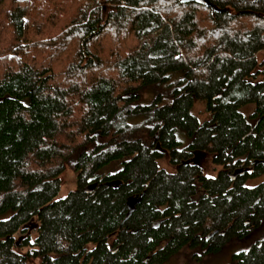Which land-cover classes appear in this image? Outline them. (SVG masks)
Returning a JSON list of instances; mask_svg holds the SVG:
<instances>
[{"label": "trees", "instance_id": "obj_1", "mask_svg": "<svg viewBox=\"0 0 264 264\" xmlns=\"http://www.w3.org/2000/svg\"><path fill=\"white\" fill-rule=\"evenodd\" d=\"M262 50L264 0H0V264H172L257 228ZM232 259L264 264V236Z\"/></svg>", "mask_w": 264, "mask_h": 264}, {"label": "rangeland", "instance_id": "obj_2", "mask_svg": "<svg viewBox=\"0 0 264 264\" xmlns=\"http://www.w3.org/2000/svg\"><path fill=\"white\" fill-rule=\"evenodd\" d=\"M257 59L259 62L258 67L261 72L264 73V51H260L257 54ZM147 97L149 93H144ZM244 108V107H243ZM252 110V105L245 109V112ZM191 112L197 117L201 122L209 117L208 111L205 109V103L202 100H196L191 108ZM192 161L202 167L204 173L209 176H213L217 172V166L212 162V154L203 150H196L193 152ZM160 166L166 168L169 171H173L175 166L168 161L167 154H165L161 159L158 160ZM216 166V168H215ZM119 167V161L115 160L103 167V172L112 171ZM60 189L56 195V198L65 197L68 192L75 188L76 186V173L70 168H66L60 174ZM261 180H264V173L250 178L248 184H255ZM36 219H32L28 224H26L24 230L17 233V237H25L29 235L32 239L36 233ZM264 236V220L261 221L260 225L250 231L247 235L240 239H231L222 248L220 252L204 254L201 257L191 254V249H184L178 253L176 257L171 261L172 264H235L232 259V253L249 246L256 240L261 239ZM197 251L201 249H196Z\"/></svg>", "mask_w": 264, "mask_h": 264}, {"label": "water", "instance_id": "obj_3", "mask_svg": "<svg viewBox=\"0 0 264 264\" xmlns=\"http://www.w3.org/2000/svg\"><path fill=\"white\" fill-rule=\"evenodd\" d=\"M140 198H141V195H139L138 197L133 196V197L129 198V200H128L129 210L127 212V215L130 214V212L134 209L136 202H138L140 200Z\"/></svg>", "mask_w": 264, "mask_h": 264}]
</instances>
